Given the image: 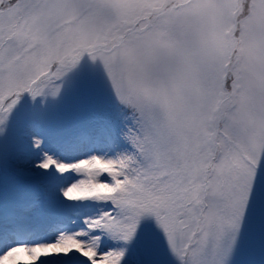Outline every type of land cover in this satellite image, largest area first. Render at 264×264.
<instances>
[{"label": "snow or ice", "instance_id": "snow-or-ice-1", "mask_svg": "<svg viewBox=\"0 0 264 264\" xmlns=\"http://www.w3.org/2000/svg\"><path fill=\"white\" fill-rule=\"evenodd\" d=\"M0 264H264V0H0Z\"/></svg>", "mask_w": 264, "mask_h": 264}]
</instances>
